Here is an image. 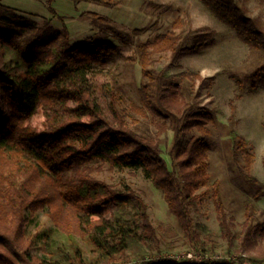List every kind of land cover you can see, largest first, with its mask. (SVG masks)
Returning <instances> with one entry per match:
<instances>
[{"label": "trees", "instance_id": "16d2710c", "mask_svg": "<svg viewBox=\"0 0 264 264\" xmlns=\"http://www.w3.org/2000/svg\"><path fill=\"white\" fill-rule=\"evenodd\" d=\"M200 1L262 54V63L247 77L251 90L264 88V17L253 13L250 0ZM91 22L129 41L130 32L110 17L94 13ZM185 26L179 16L170 29L126 53L105 35L72 42L65 24L57 27L48 18L37 21L0 4V264H236L233 257L217 262L178 261L168 253L148 257L149 251L161 249L144 199L131 186L120 191L97 175L105 163L142 168L162 191L185 236L205 252L193 210L207 193L200 189L212 178L209 150L218 120L197 97L214 76L187 71L175 76L168 70L183 56L214 45L216 38L208 28L185 33ZM165 54H170V62L159 69L158 60ZM136 64L141 68L138 99L129 96L122 81V66ZM99 73L108 77L102 85L107 111L90 90L92 77ZM237 83L243 89L240 79ZM40 109L46 115L43 130L29 123ZM145 120L154 131L140 128ZM229 134L232 162L252 193L245 206L243 245L248 248L255 244L251 236L264 237L255 216L264 189L253 174L254 146L234 127ZM219 185L216 180L213 197L223 236L230 241L232 223ZM41 210L53 222L41 232L45 257L31 252L34 240L25 234L28 214ZM249 258L264 262V243Z\"/></svg>", "mask_w": 264, "mask_h": 264}, {"label": "rangeland", "instance_id": "374dc122", "mask_svg": "<svg viewBox=\"0 0 264 264\" xmlns=\"http://www.w3.org/2000/svg\"><path fill=\"white\" fill-rule=\"evenodd\" d=\"M116 1H119L118 4L107 5L105 2L80 0H51L50 3L48 0H0V4L16 8L20 13L37 21L48 18L52 19L57 27L65 24L70 30L72 42L105 35L109 40L120 45L126 53H130L137 43L170 29L172 22L179 16L185 18V33L199 28L213 30L216 38L214 45L199 53L183 56L179 65L171 66L168 70L169 74L175 76L181 71L198 72L204 78L214 76L212 85L204 86L200 96L197 97L201 106L215 113L218 125L214 128L209 150L208 169L212 178L208 186L200 189V191L206 190L207 193L203 201L193 210V215L206 253L232 256L236 264H264L262 261H253L249 258L257 253L264 243L263 236L260 234L251 236L255 244H246L248 248L243 245L245 206L252 200V193L249 192V184L238 173L237 165L232 162V141L229 134V129L234 127L238 134L244 136L254 146L253 174L258 177L264 189V88L251 90L247 77L262 63V54L250 49L238 38L235 30L220 21L200 0ZM249 5L254 14L264 17V3L250 0ZM54 12L60 17H55ZM94 13L110 17L119 28L130 32L129 41L122 42L108 29L101 31L91 22ZM133 29L139 31L133 33ZM187 43L190 44V41ZM170 58V54L160 57L157 67L163 68L170 62ZM122 68L124 70L122 81L129 96L138 99L137 90L141 82L140 66L123 65ZM239 79L243 89L237 83ZM107 81L108 77L104 73H99L92 77L90 86L94 97L105 111L108 110L107 97L102 85ZM199 85L200 81L195 90ZM239 93H242V96L236 99ZM3 96L4 92L0 86V103ZM234 98L236 114L231 121V101ZM29 123L43 130L46 127L45 111L40 109L32 116ZM146 126L154 131V126L146 120L140 128L146 129ZM167 142L170 143L169 136ZM162 147L168 158L167 143ZM97 175L120 191L131 186L144 199L151 221L157 230L161 249L149 251L148 257L159 259L164 258L161 257L164 255L162 253L173 254L178 251L202 249L193 245L185 236L176 217L169 211L162 191L153 184L142 168L112 166L105 163ZM216 180L220 181V192L229 221L232 223L233 238L230 241L223 236L214 202L213 188ZM114 209L112 208L111 211ZM255 216L256 223L264 227V197L256 201ZM28 219L25 234L33 238L35 244L31 252L45 257L41 232L50 229L53 222L42 210L33 215L28 214Z\"/></svg>", "mask_w": 264, "mask_h": 264}, {"label": "built area", "instance_id": "2783aa9c", "mask_svg": "<svg viewBox=\"0 0 264 264\" xmlns=\"http://www.w3.org/2000/svg\"><path fill=\"white\" fill-rule=\"evenodd\" d=\"M168 257L178 261H202L209 260L210 262H217L224 258H232V256H222L220 254H208L201 250L190 249L184 251H178L168 255Z\"/></svg>", "mask_w": 264, "mask_h": 264}]
</instances>
